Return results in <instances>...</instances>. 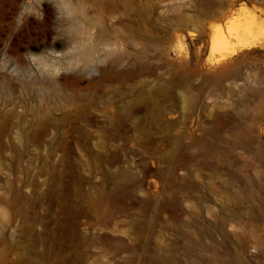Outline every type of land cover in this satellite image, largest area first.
Listing matches in <instances>:
<instances>
[{
  "label": "rangeland",
  "instance_id": "374dc122",
  "mask_svg": "<svg viewBox=\"0 0 264 264\" xmlns=\"http://www.w3.org/2000/svg\"><path fill=\"white\" fill-rule=\"evenodd\" d=\"M248 20L264 0H0V264H264Z\"/></svg>",
  "mask_w": 264,
  "mask_h": 264
},
{
  "label": "bare ground",
  "instance_id": "6f19581e",
  "mask_svg": "<svg viewBox=\"0 0 264 264\" xmlns=\"http://www.w3.org/2000/svg\"><path fill=\"white\" fill-rule=\"evenodd\" d=\"M231 34L233 38L245 46L251 47L257 45L264 38V22L245 21L238 26L232 27ZM230 44L231 41L227 36L218 33L213 38L212 48L221 52L223 56L228 54L227 51Z\"/></svg>",
  "mask_w": 264,
  "mask_h": 264
}]
</instances>
